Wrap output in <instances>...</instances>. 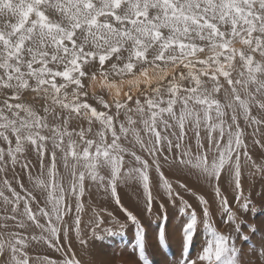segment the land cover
<instances>
[{"label":"snow or ice","instance_id":"1","mask_svg":"<svg viewBox=\"0 0 264 264\" xmlns=\"http://www.w3.org/2000/svg\"><path fill=\"white\" fill-rule=\"evenodd\" d=\"M129 77L130 84L149 86V94L143 102L135 100L134 108L118 99L120 85ZM85 81L116 90L115 115L103 100L104 111L86 102ZM222 91L223 103L217 98ZM124 95L132 101L131 95ZM38 102L40 109L35 107ZM122 110L125 120L117 129ZM241 117L253 128V136L264 127V0H0V260L7 256L5 264H32L26 251L32 241L60 252L61 233L64 241L74 232L86 243L81 237V197L90 180L110 192L134 226L140 256L124 264H145V227L123 207L117 188L139 184L151 214L153 168L168 198L179 197L162 171L164 164L194 170L213 188L227 215L225 223L236 225L239 232L237 216L222 197L221 181L225 175L231 178L235 199L243 201L240 210L248 211L251 201L242 192L241 156L247 161L251 157ZM73 119L86 120L88 127L69 131ZM122 141L132 143L133 150ZM253 143L264 147L259 139ZM136 146L146 157L137 154ZM29 147L37 155L41 176L47 170L46 180L33 181L43 195L42 204L15 176L19 166L33 179ZM58 152L71 176L70 190L57 170ZM252 167L264 172V165ZM73 197L74 217L68 202ZM197 199L208 204L203 197ZM190 207L184 202L181 209L187 215L182 229L186 255L178 264H240L232 237L212 225L208 207L203 208V226L209 238L202 251L191 256L198 218L194 210L186 212ZM127 222L117 221L116 231H103L122 235ZM104 223L95 218L93 236ZM32 228L39 229V235H24ZM158 238L163 246L164 223ZM36 260L56 264L46 256ZM60 264L80 261L65 252Z\"/></svg>","mask_w":264,"mask_h":264},{"label":"rangeland","instance_id":"2","mask_svg":"<svg viewBox=\"0 0 264 264\" xmlns=\"http://www.w3.org/2000/svg\"><path fill=\"white\" fill-rule=\"evenodd\" d=\"M138 93L142 96L140 95V97ZM143 93L149 94V89L137 91L134 93L135 96L131 94L132 101H127V99H125L123 102L125 103L127 101L128 106L134 108L135 100H141L142 98L141 102L144 101L143 96L145 98L146 95ZM220 94L221 93L218 94L217 98L220 99L221 102H224ZM84 99L87 102V98ZM109 104L112 105V103ZM36 108L40 109V106H36ZM104 110V108L101 109V111ZM108 111L109 114L115 115V105L113 104ZM41 114H43L42 110ZM253 114H258L256 109H253ZM134 118L137 117L134 116ZM124 120L125 117L123 116L122 110L117 120V129L119 128V122ZM239 120L240 126L244 130L247 151L251 157V161H247L243 155L241 156L242 192L243 196L251 201L248 211L240 210L239 205L243 201H237L235 199L237 192L234 190L231 178L225 175V178L221 181L222 197L228 201L229 207L237 216V223L240 226L239 232L236 231V225L225 223L227 215L222 211L220 200L216 198L213 188L206 181L200 179L194 170L189 168H182L175 164H164L162 167L166 179L169 180L175 191L179 193V197H182V200L179 197L174 199L168 198L164 189L160 187L159 177L153 168L150 172L153 195V208L151 214L146 210L143 189L139 184L128 183L118 185L117 194L120 197L121 204L124 208L128 209V211L136 215L138 220L145 227V250L144 253H142L146 259L145 264H178V261L186 255L183 253L182 249V229L187 222L186 213L181 211L184 207V202H187V204L191 206L186 212L190 213L194 210L198 218L197 230L190 247L191 256L193 258L202 251L209 238L203 226V208L208 207L209 220L212 225L219 232L232 237V242L238 250V260L240 264H264V172H259L256 168L252 167L253 163L257 166L264 165V147L253 143L255 139H259L261 143H264V127H261L260 132L253 136V128L249 127L242 117ZM49 123H54L51 116H49ZM80 127L87 128V121L73 119L70 122L69 131H79ZM98 128L99 125H96L95 129ZM129 140H131V137H129ZM122 144L124 147L133 150L132 143L122 141ZM48 148L49 158L46 160V164L50 162V153L52 149L50 142ZM134 150L137 154H142L138 146L135 147ZM142 155L146 157V154ZM26 156L32 162L30 171L33 179L30 180L29 172L21 171L19 166H17L15 176L21 180L25 188L33 192L42 204L43 195L39 190L34 188L33 181L36 178L46 180L47 170L45 169L44 175L41 176L37 155L30 147L26 150ZM59 157L60 153L58 152L57 170L65 188L70 190L71 176L65 171ZM12 175L13 174L10 172L9 179H12ZM180 184H184L185 188H180ZM13 186L19 191V186L15 182H13ZM197 197H203L208 201V204L201 205ZM68 202L71 203L73 207L74 217L75 198L73 197ZM81 202L84 205V211L80 213L81 237L85 239L86 243L81 244L80 241L76 239L74 232L71 233L70 241H64L63 234L61 233L63 250L60 252H57L55 249H49L43 243L37 244L35 241H32L26 250L31 258L32 264H39L36 260L37 256L41 258L46 256L48 259L56 261V264H60L61 260L64 259L65 252H67L68 256L75 255L80 261V264H94V262L99 261H106L107 264H124V261L128 258L135 257L139 259L140 253L137 247L134 226L126 221L124 213L121 212L120 206L115 203L110 192H105L103 188L98 187L92 181L86 180L84 195L81 197ZM161 205H163V207H161ZM109 212L112 213L111 217L108 216ZM97 216L104 219L105 223L101 226V229L96 230V235L93 236V221ZM165 217L167 218L166 220L164 219ZM117 221L120 223H128V227L124 234L110 236L103 231V229L107 227H111L113 231H116L118 228ZM69 223H71V220H69ZM161 223H164L165 228V243L163 246H161L158 238ZM33 234L39 235V229L32 228L24 232V235L29 237ZM244 236H247L248 239H244ZM69 248L71 249L70 252L68 251ZM5 261H7V256H5L3 260H0V264H5ZM141 264H144V261H141Z\"/></svg>","mask_w":264,"mask_h":264},{"label":"bare ground","instance_id":"3","mask_svg":"<svg viewBox=\"0 0 264 264\" xmlns=\"http://www.w3.org/2000/svg\"><path fill=\"white\" fill-rule=\"evenodd\" d=\"M168 73H169V78H170L171 73H172V69H168ZM130 79H131V77L127 78L124 81V83L122 85H120L121 93H120V96L118 97V99H120V101L122 103H124L123 101L125 99H127L126 96L124 95V93H128L129 95H131V94L133 95L137 91L139 92V91H142V90L149 89V86L146 85V84H144V83H140V84H130L128 82V80H130ZM85 83H86V85H89L87 87L88 96L86 98H87V102L90 105H92L93 107H96L98 110H101L103 108V105L100 103L101 100H103L106 103H112V105L114 104L113 103V100L117 98L116 97V90L115 89L104 88V87H101L99 84H97L95 86H91L88 81H85ZM155 86H156V81L153 80L152 87H155ZM141 94H142V92H141ZM141 94H139V96ZM143 94L144 95H147L148 93L147 94L143 93ZM220 95H221V98L224 100V92L223 91L221 92ZM134 96H135V94H134ZM143 99H144V96H143ZM26 100L31 101V95H28L26 97ZM95 100H98V101H95ZM141 101H142V98H141ZM36 106H40V103L39 102L36 103L35 104V107ZM228 119L230 120V113H229Z\"/></svg>","mask_w":264,"mask_h":264}]
</instances>
